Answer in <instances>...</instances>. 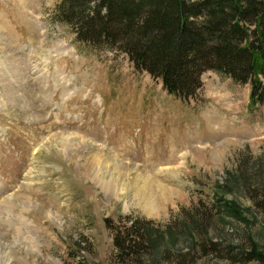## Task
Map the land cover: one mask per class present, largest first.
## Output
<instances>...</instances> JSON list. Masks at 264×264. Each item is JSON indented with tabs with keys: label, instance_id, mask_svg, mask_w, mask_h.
<instances>
[{
	"label": "rangeland",
	"instance_id": "1",
	"mask_svg": "<svg viewBox=\"0 0 264 264\" xmlns=\"http://www.w3.org/2000/svg\"><path fill=\"white\" fill-rule=\"evenodd\" d=\"M63 1L0 0V264H264L250 83L207 70L184 101L79 40Z\"/></svg>",
	"mask_w": 264,
	"mask_h": 264
},
{
	"label": "trees",
	"instance_id": "2",
	"mask_svg": "<svg viewBox=\"0 0 264 264\" xmlns=\"http://www.w3.org/2000/svg\"><path fill=\"white\" fill-rule=\"evenodd\" d=\"M57 11L79 40L126 54L184 101L213 70L249 82L251 102L264 103V0H64ZM120 237L117 247L132 253L138 242Z\"/></svg>",
	"mask_w": 264,
	"mask_h": 264
},
{
	"label": "bare ground",
	"instance_id": "3",
	"mask_svg": "<svg viewBox=\"0 0 264 264\" xmlns=\"http://www.w3.org/2000/svg\"><path fill=\"white\" fill-rule=\"evenodd\" d=\"M98 174V173H97ZM103 187H105V189L106 190H108V191H110V192H115V190H116V186H103ZM10 202V201H9ZM13 204V203H12ZM9 206V205H8ZM7 206V204H5L4 206H2L3 208H5L6 209V207H8ZM3 213V210H2V208H0V214H2Z\"/></svg>",
	"mask_w": 264,
	"mask_h": 264
}]
</instances>
